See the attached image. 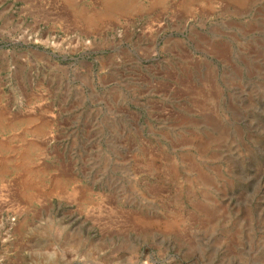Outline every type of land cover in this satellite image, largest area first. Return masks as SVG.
<instances>
[{
  "label": "rangeland",
  "instance_id": "rangeland-1",
  "mask_svg": "<svg viewBox=\"0 0 264 264\" xmlns=\"http://www.w3.org/2000/svg\"><path fill=\"white\" fill-rule=\"evenodd\" d=\"M0 0V264H264V0Z\"/></svg>",
  "mask_w": 264,
  "mask_h": 264
},
{
  "label": "crops",
  "instance_id": "crops-1",
  "mask_svg": "<svg viewBox=\"0 0 264 264\" xmlns=\"http://www.w3.org/2000/svg\"><path fill=\"white\" fill-rule=\"evenodd\" d=\"M65 1H67L68 4L71 5V7H73L72 13H76L78 9L75 8L76 7L75 1H73V2L70 0H65ZM116 1H118L117 4H119V5H123V3H124L123 0H101V3L103 6L108 7V6H112L113 4H115Z\"/></svg>",
  "mask_w": 264,
  "mask_h": 264
}]
</instances>
